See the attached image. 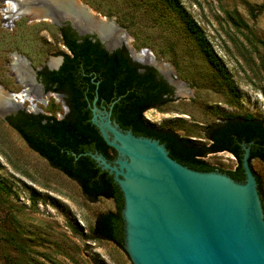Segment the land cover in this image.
Instances as JSON below:
<instances>
[{"label": "rangeland", "instance_id": "rangeland-1", "mask_svg": "<svg viewBox=\"0 0 264 264\" xmlns=\"http://www.w3.org/2000/svg\"><path fill=\"white\" fill-rule=\"evenodd\" d=\"M81 1L112 16L131 37L130 48L149 50L160 67L169 64L171 78L186 84L189 94H177L173 87L165 103L144 112L149 124L207 144L205 126L226 114L249 113L264 120V0ZM5 6L0 0V83L13 92L23 89L9 67L16 52L27 59L49 96L38 104V112L28 110L26 101L0 116V264H132L121 247L93 238L95 217L117 211L115 202L85 197L74 180L32 150L6 120L19 112L60 120L69 107L65 94L46 90L38 75L67 52L62 26L26 16L6 21ZM120 48L133 63L154 68L135 60L125 44ZM202 159L221 170L237 164L228 151ZM254 172L264 191V162L255 159Z\"/></svg>", "mask_w": 264, "mask_h": 264}, {"label": "water", "instance_id": "water-1", "mask_svg": "<svg viewBox=\"0 0 264 264\" xmlns=\"http://www.w3.org/2000/svg\"><path fill=\"white\" fill-rule=\"evenodd\" d=\"M36 6L45 7L42 17L97 39L108 52L121 42L110 47L104 34H128L112 16L92 12L81 0H37ZM57 59L50 70L60 67L63 57ZM152 66L176 90L175 80ZM28 70L36 80L35 70ZM97 98L88 104L89 120L115 155L84 154L112 175L122 193L123 249L132 264H264V209L255 159L249 164L253 141L240 142L242 179L217 168L196 170L173 159L159 139L122 128L111 117L115 101L107 108Z\"/></svg>", "mask_w": 264, "mask_h": 264}, {"label": "trees", "instance_id": "trees-1", "mask_svg": "<svg viewBox=\"0 0 264 264\" xmlns=\"http://www.w3.org/2000/svg\"><path fill=\"white\" fill-rule=\"evenodd\" d=\"M59 32L67 49L62 54L63 61L57 70L44 69L38 75L46 90L65 94L68 114L58 120L54 115L35 116L19 112L15 116H7L6 120L32 150L74 180L85 197L92 201L102 197L115 202L117 211L99 213L95 217L93 238L107 239L123 249L122 193L112 175L101 170L89 155L84 154L96 150L107 158L115 155L113 148L105 143L89 120L88 104L95 95L97 104L102 103L107 108L115 101L111 117L122 128L159 139L173 159L190 168L215 169L202 158L208 153L228 151L237 164L235 169L223 171L237 180L242 179V141H253L250 145V167L252 159L264 162V120L249 113L226 114L220 121L205 126L203 136L207 144L182 137L170 128L153 126L145 120L144 109L153 103L160 106L172 94V87L158 72L150 66L133 63L124 49L108 52L97 39L93 40L88 35L78 36L69 25L60 27ZM203 47L208 53L207 47ZM255 176L264 209L262 183Z\"/></svg>", "mask_w": 264, "mask_h": 264}, {"label": "bare ground", "instance_id": "bare-ground-1", "mask_svg": "<svg viewBox=\"0 0 264 264\" xmlns=\"http://www.w3.org/2000/svg\"><path fill=\"white\" fill-rule=\"evenodd\" d=\"M36 1L37 0H3V3L6 5V8L3 9L4 19L6 21L12 22L20 19L21 17L27 16L31 17L33 20H47V17L41 16L42 12L45 11V7L36 6ZM70 2L75 4L78 3L79 0H70ZM89 8L92 12H94V10L90 6ZM104 37L108 38V45H110V47H113L117 42H121V46L122 44H125L129 48L132 44L130 43L131 37L121 31L112 30L109 34H104ZM130 52L133 54L135 60H138L142 63L145 62L149 63L150 65H155L156 60H158L147 49L134 51L133 48H130ZM11 58L12 62L9 64L10 70L12 72V75L15 77L16 82L20 84L23 89L20 92H13L8 90L0 83V116L2 117L13 108L23 105L26 101L30 102V105L27 108L28 110L36 112L40 111V109L38 108V104L46 103V98L49 96L48 93H43L40 89L41 85L37 83V81L34 80L31 76L28 70V64H26L27 60L25 59V57L20 56L19 53L13 52L11 54ZM56 60L57 63L58 59ZM54 66H56V64ZM161 67L163 72H165L167 76L171 75L169 64L165 63ZM174 84L176 86L177 94H189V92L187 91V86L182 80H175ZM55 98L62 101V99L57 95Z\"/></svg>", "mask_w": 264, "mask_h": 264}, {"label": "flooded vegetation", "instance_id": "flooded-vegetation-1", "mask_svg": "<svg viewBox=\"0 0 264 264\" xmlns=\"http://www.w3.org/2000/svg\"><path fill=\"white\" fill-rule=\"evenodd\" d=\"M155 66L156 67H158L159 69H160V66H159V64L158 63H156L155 64ZM161 70V69H160ZM162 71V70H161ZM163 72V71H162ZM163 73H165V72H163ZM173 88V87H172ZM174 89H172V91H173ZM51 91V90H50ZM169 96H171V94L169 95ZM168 96V97H169ZM98 105H104V104H102V103H99ZM106 106V105H105ZM110 106V105H109ZM152 108H157V104L156 103H153V104H148V106L146 107V109H144V111H143V115H144V112H146L147 110H150V109H152ZM36 114V113H35ZM43 115V114H42ZM48 116V115H47ZM14 128V127H13ZM15 129V128H14ZM16 130V129H15ZM17 131V130H16ZM18 132V131H17ZM19 134V133H18ZM20 135V134H19ZM21 136V135H20ZM22 137V136H21ZM23 138V137H22ZM23 140L27 143V141L23 138ZM28 144V143H27Z\"/></svg>", "mask_w": 264, "mask_h": 264}]
</instances>
